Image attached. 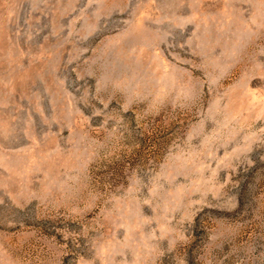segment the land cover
<instances>
[{
    "label": "rangeland",
    "instance_id": "374dc122",
    "mask_svg": "<svg viewBox=\"0 0 264 264\" xmlns=\"http://www.w3.org/2000/svg\"><path fill=\"white\" fill-rule=\"evenodd\" d=\"M0 264H264V0H0Z\"/></svg>",
    "mask_w": 264,
    "mask_h": 264
}]
</instances>
